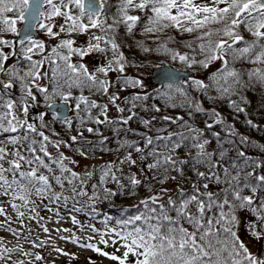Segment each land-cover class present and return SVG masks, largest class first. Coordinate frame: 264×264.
<instances>
[{"label":"snow or ice","instance_id":"obj_1","mask_svg":"<svg viewBox=\"0 0 264 264\" xmlns=\"http://www.w3.org/2000/svg\"><path fill=\"white\" fill-rule=\"evenodd\" d=\"M108 0H89L87 10L84 0H0V31L11 32L19 35L16 28L18 21L26 19L25 12L30 10L29 14L33 21L40 22L39 26L46 31L49 36H58L60 33L67 32H88L90 29H98L105 33L104 36H94L97 41L95 44H89L88 49L73 48L74 41L71 39L62 40L58 48L51 51L55 58L44 55L45 44L40 41L27 39L19 40L21 48L12 51L11 56L17 58L16 64L6 66V61L10 56L0 49V76L6 79H0V196H10L12 201L20 203H11V208L16 211L17 218L21 220L25 216L27 209L35 212V201L31 199L33 195L41 199L50 201H67L69 197H64L62 193L53 191V182L64 187L65 183L70 186L73 193L72 199L77 196H88L86 184L93 173H85L83 177L72 171L65 163L67 159L63 153L53 157L49 152V146L60 148V142L53 141L49 135L38 128L37 124L30 122L28 117L30 102L36 101L35 92L44 95L45 100H49L52 94L59 95L65 103L69 98L75 100V109L77 113L84 111L89 120L94 119L97 124H113L117 121L109 120L107 117L108 105H100L94 100H90L83 95L85 89L88 91H97L107 94L111 83L107 79H100L96 73L107 77L110 71L122 73L124 71L125 56L120 51V45L115 37L110 35L116 29L123 25L127 34H134V30L139 26L145 35H153L159 39L158 34L167 29H175L181 33L198 32L196 40L199 41L195 47L194 42L185 43V47L192 50L193 53L199 51L205 55L204 60H197L195 55L181 53L164 47L166 53L171 55L172 60H179L189 67L199 64L207 68L213 61L220 60L222 67L217 73L213 74L211 84H205L204 81L193 79L191 81L198 89L207 92L210 88H216L222 95H234L240 88L249 87L252 84L264 85V69L255 68L242 74L235 68H229V61L226 58L229 52L233 53V59H248L251 63L264 64V0H118L115 5L116 15L112 18V23H108L106 13L103 12L107 6ZM47 5L42 11L41 6ZM223 5V7H221ZM135 9L144 15L129 14L130 10ZM16 13L12 18L8 14ZM56 17H62L64 23L59 26V32H54L52 21ZM103 17V19L101 18ZM220 24V29H211L209 26ZM244 25L249 33L254 37L247 41L238 29ZM32 25L30 24L29 27ZM228 37L224 40H213V36L220 34ZM169 40L172 37L168 38ZM110 45L113 59L106 65L96 69V72H90L83 64L71 63L73 53L80 56H86L91 51L104 52L100 47V41ZM143 51L149 52L152 49L145 47L142 42H137ZM243 44V47L237 45ZM0 45L15 49L16 42L0 38ZM67 50L64 54L61 50ZM159 51V48L156 49ZM39 55L40 59H33ZM51 68V75L45 68V63ZM62 62V64L60 63ZM24 64L25 67L18 65ZM115 65L116 67H113ZM43 69V70H42ZM243 75L248 76V83L244 82ZM43 79L53 82L52 92H49L47 86H42L40 81ZM62 82V83H61ZM133 84H140L139 81H133ZM68 91H62L63 87ZM142 86V85H141ZM19 89V95L13 94V89ZM80 90V95L72 97L71 89ZM171 89L172 86L169 85ZM35 90V92H34ZM175 91L184 97V104H187L193 111H204L182 87H176ZM166 99H171L167 93ZM118 99L113 95L110 98L111 103ZM147 99L144 97H135L131 102L132 107H137L135 100ZM232 106L238 112L244 111L235 101ZM83 106V108H82ZM175 106V105H174ZM183 106V105H181ZM119 112L123 113L124 108L116 105ZM92 109H100L101 115L93 118ZM159 111V109H156ZM131 111V110H130ZM191 114V113H190ZM45 114H40L39 121L43 122ZM131 112L128 117H121L119 123L127 125L129 120L135 116ZM215 123H223L219 119V114L213 112ZM81 124L85 122L84 117H79ZM166 121L178 123L184 121L183 117L173 119L164 117ZM71 126L70 121H65ZM147 125L150 121H144ZM251 124V121H248ZM182 129L179 132H168L167 135H157L155 137L145 136L144 148L149 149L147 156L152 158V162L146 167L152 171H177L182 174L181 164L187 161H178L175 158L177 149L186 146L187 141L191 144L190 148L197 150V156L194 164H207L208 172H197L199 177L204 179H213L216 183L226 185L221 190V194L212 191L202 192L200 187L193 185V191L186 195L184 190H180L181 199L175 200L171 196L162 202L161 194L150 195L141 200L135 207L138 210L136 215L126 220L118 221L120 231L111 229L110 232L116 233L117 237L123 242L126 249L122 256L112 255V260L118 261V264H128V257L134 256V264H264V257L251 253L248 247L240 240L234 230L237 224L235 212L240 208L251 210L257 217V222L264 228V203L258 207L254 195H242L243 189H249L255 194L257 185L264 187V175H258L254 170L244 172V168L251 167L246 153L238 152V158H243L241 165L237 161L232 162V168L235 169L233 175L228 168H223V178L214 171L221 165L212 159L213 153L206 151V145L210 143L207 139H202L203 133L184 121L180 125ZM47 127V125H43ZM212 128V124L207 125ZM88 132L94 129L88 127ZM167 132V129L161 130ZM82 136L83 133H80ZM219 137V133L213 134ZM77 137H72L75 141ZM107 139V138H105ZM246 139V138H243ZM126 143L129 149L141 153V159H147L143 155L144 149L132 143ZM221 158L224 152L220 153ZM121 164H136L132 159L131 151L128 152ZM255 167H264L260 163H255ZM57 171L59 174H57ZM101 182L111 181L124 189L125 185L121 182V176L117 175L120 169L115 167L114 163H109L101 168ZM47 172L48 174H45ZM244 173L241 175V173ZM155 178V177H154ZM175 177H173L174 179ZM128 190L133 192L137 186L144 183V180L138 178L135 174L127 177ZM163 183V181H161ZM93 189L97 185L92 186ZM209 185L203 184V189L207 190ZM162 189V192H167ZM105 199L114 196L117 193L109 188L103 189ZM95 191L90 199L98 198ZM142 209V210H141ZM0 215H6L5 209L0 207ZM38 215V214H37ZM35 219L36 217H31ZM139 222V224H138ZM129 225H132L129 229ZM7 227V231L15 236L20 233L11 227V218L0 222V229ZM256 223L249 225V230L253 235L259 238L260 232L255 231ZM45 232L48 229L44 227ZM30 231V230H29ZM95 231V229H94ZM35 244V242H33ZM101 243H107V240H101ZM87 247H93L87 245ZM61 251L60 249H55ZM97 252L101 250L95 248ZM19 252L24 256H31L34 253L24 252L22 247H7L6 241L0 237V262L8 264L13 253ZM105 256L110 254L102 253ZM36 260L42 257L35 255ZM13 264H25V261H13Z\"/></svg>","mask_w":264,"mask_h":264},{"label":"trees","instance_id":"obj_2","mask_svg":"<svg viewBox=\"0 0 264 264\" xmlns=\"http://www.w3.org/2000/svg\"><path fill=\"white\" fill-rule=\"evenodd\" d=\"M204 2H208V0H204ZM117 3L118 0H108L107 6L103 9V12L107 15L108 23H112V18L116 15L115 5ZM221 7H223V5H221ZM129 14L144 15L135 9L130 10ZM8 15L14 18L16 13ZM101 18L103 19V17ZM209 27L211 29H220L223 26L220 24H213ZM238 31L244 36L245 40L251 41L254 39L244 25H241ZM1 32L6 33V31ZM94 35L96 36L97 34L95 33ZM104 35V32L98 31V36ZM110 35L115 37L116 42L120 45V51L124 53V68L153 63L157 66L172 65L180 69L193 71L194 73L195 71L205 69L199 64L189 67L179 60L174 61L171 59V55L165 52L164 47H161V45H166L168 49L195 55L197 60H204V54L199 51L193 53L191 49L185 47V43L187 42H194L193 47L199 43V41L196 40V36L199 35L198 32L181 33L175 29H167L163 33L158 34L159 39H157L156 36L145 35L139 26L134 30V34L129 35L126 33L124 26L120 25L116 31L110 33ZM169 37H172V39L169 40ZM31 39L34 40V37ZM212 39L226 40L229 38L223 36L221 33L218 36H213ZM62 40H66V38ZM24 41L27 44V39ZM138 41L142 42L145 47L152 49V51H143V48L138 46ZM95 43H97V41H95ZM99 43L100 47L105 49L104 52L109 61L112 60L113 56L110 45H107L103 40ZM58 46L59 45H56L53 48H58ZM243 46V44L237 45V47ZM20 48L21 45L18 42L15 49H11V52H18ZM53 48L49 49L47 52L45 51L46 53H44V55L55 58L51 51ZM73 48L80 47L73 44ZM157 48H159V51H156ZM61 51L67 54L66 49ZM73 55L78 54L73 53L71 57ZM40 58L39 55L33 57V59ZM226 58L229 61V68H235L242 74L255 68L264 69V64L251 63L248 59L234 60L233 53L231 52L227 54ZM16 62L17 58L10 56L9 60L5 63L6 66L10 67L16 64ZM60 63L62 64V62ZM18 66L25 67L24 64ZM113 67L116 66L113 65ZM221 67L222 64L217 69L210 72L206 80H202L200 77H196L195 74H192L181 81L165 82L162 84L157 83L146 92H140L133 88L138 84H133L132 82L140 81L139 77L126 71L119 73L116 77L117 80H120L119 85L130 88L129 91L124 93L121 97H118L115 103H111L110 98L113 95L116 96V94L112 96L108 93L104 94L105 101L98 103L100 105H108L107 110H109L110 107L113 109L114 112L112 115L107 114L109 120L117 121V123L113 124H97L94 122V119L89 120L84 111L77 113L75 109V100L72 98H69L67 102L70 107L68 116L59 117L57 113L52 112L49 107L51 103L64 102L61 96L52 94L49 100H45L43 94L35 92L34 90L36 101L34 103L30 102L31 106L27 118L30 122L36 123L38 128L43 130L46 135H49L53 141L60 142V148L58 150L55 147L49 146V152L53 157L57 156L59 153H63L67 158L64 163L71 168L72 171L80 174L81 177H83L85 173H93L86 184L88 196H77L75 199H72L73 193L70 191V186L67 183L61 188L53 182V191L55 193H62L64 197H69V199L67 201L64 199L60 201H50L49 199H41L33 195L31 199L35 201V205H33L35 207V212L37 209L38 211H40V209H45L48 212L59 213L61 215L71 213L76 217V228L74 230L77 232L74 233V236L78 239L82 238L81 232L89 235L109 232L115 236L114 238L117 239L119 243L121 242L120 245L123 246V242L117 237L116 233L110 232V230L116 229V232H119L120 225L117 222L136 215L138 210L135 205H138L140 201L146 197L162 193V189L171 185H175V189L169 191L170 193L168 192L166 196H162V202L166 201L169 196L175 200L181 199V189L184 190L186 195H190L193 191V185L200 187L202 192L212 191L221 194V190L225 188L226 185L222 183L218 184L211 178L204 179L197 175L198 171L207 173L208 166L207 164H194L197 150L187 146L191 144V141L185 142L186 146L177 149L175 152V158L178 161H187V163L180 165L183 169L182 174L177 171H169L167 173L162 170L150 171L146 167L148 163L152 162V158L147 156L149 149L144 148L145 136L155 137L157 135H167L168 132H179L184 130L180 126L184 121H187L188 125L191 127L202 131V139L210 141V143L206 145V151L213 153L212 159L221 165V167L214 170L221 178H223V168L225 167L228 168L233 175L235 174V169L232 168V162L234 160L241 165L243 164V158H238L237 155L240 151L246 153L249 162L252 164L251 167L244 168V172H251L254 170L258 175H264V167H255V163L264 165V85L256 83L246 88H240L234 95H222L214 87L204 92L191 83L193 79H197L204 81L205 84H211L213 74L217 73L218 69ZM45 68L48 70L50 76L51 68L48 66L47 62L45 63ZM99 78L103 79L102 77ZM0 79H6V77L0 76ZM243 80L248 83V76L243 75ZM169 85L172 86L171 89ZM42 86H47L51 93L54 84L50 80L45 79V84L43 83ZM176 87L184 88L189 97L198 103L204 111H193L187 104H184V97L175 91ZM62 91L67 92V87H63ZM71 92L72 97L81 94L80 90L76 88H72ZM165 93L172 98L166 99ZM13 94L19 95V89H13ZM95 94L99 95L102 93L95 90L88 91L87 89L83 92V95L87 96L90 100H94L93 95ZM137 96H147V99L135 100L137 107L133 108L131 102ZM232 101H235L244 111H236L232 106ZM116 105L124 108L125 111L123 113L119 112ZM34 108L37 109V112L34 111ZM157 108L159 111L156 110ZM131 112H135L136 115L129 120L127 125L118 122L121 117L126 118ZM213 112L219 114V119L223 120V123L214 122L215 117L212 116ZM40 114H45L43 122L38 119ZM91 114L93 118L99 116L100 119H104L100 113V109H92ZM79 117H84L85 122L83 124H81ZM164 117H172L173 119L183 117L184 121L172 123L171 121H166ZM66 120L71 122L70 127L68 123L65 122ZM144 121H150V123L146 125ZM248 121L252 123L249 124ZM208 124H212L213 127L208 128ZM43 125H47V127H43ZM88 127L93 128L94 131L91 133L86 131ZM164 129H167V132L161 131ZM80 133H83V135L81 136ZM214 133H219V137L214 136ZM74 136L77 137L75 141L72 140ZM125 142L132 143L144 149L143 155H145L147 159H141V153L135 152L134 149H129ZM129 151H131L132 159L136 160V164H121L120 161L125 159ZM221 151L224 152L222 158L220 156ZM84 159H90V162L86 163ZM109 163H114L115 167L121 170L117 172V175L121 176V182L125 185L123 190L120 189L119 185L115 182H101L100 170ZM45 174L48 173L45 172ZM57 174H59L58 171ZM132 174L144 180L142 185L135 188L134 193L128 190L127 177ZM243 174L242 172L241 175ZM173 177L175 178L173 179ZM161 181H163V183H161ZM205 183L209 185L207 190L203 189V184ZM93 185H97V188L93 189ZM104 188L112 189L117 194L105 199L103 194ZM94 191L99 194L98 198L90 199ZM241 194L245 196L254 195L257 207L261 203H264V187H260L259 185H257L255 194L251 193L249 189H243ZM5 197H7L11 203H20L19 201H12L10 196ZM22 210L31 212L27 209ZM13 212L17 214L15 210H13ZM235 215L237 224L234 230L239 238L243 230L253 235L252 231L249 230V225L251 223L257 224L255 231L260 232V255L264 257V228L257 222L256 215L247 208L237 209ZM132 227L134 226L129 225V229ZM95 239H97V237ZM99 241L101 242L100 239L97 241L91 240L90 244L93 248L100 249ZM135 259L134 256L130 255L128 264H134Z\"/></svg>","mask_w":264,"mask_h":264},{"label":"rangeland","instance_id":"obj_3","mask_svg":"<svg viewBox=\"0 0 264 264\" xmlns=\"http://www.w3.org/2000/svg\"><path fill=\"white\" fill-rule=\"evenodd\" d=\"M46 8L47 5H45V9ZM40 22L47 23V21L43 20ZM21 23L22 21L17 22V30ZM39 23L36 26L37 35H34V40L43 42L45 44L46 52L56 45H59L63 38L73 40V44L78 45V47H80L79 49H88L90 43L95 44L93 37L95 36V33L98 35L99 31L98 29H90L88 32H74L71 34L64 32L60 33L58 36H49L46 31L39 26ZM52 23L54 24L53 31L59 32V26L64 23V20L62 17H56ZM16 36L17 34L15 33H5L0 31V38L10 42H16ZM0 48L5 54L11 56V49L9 47L0 45ZM108 62L109 59L105 52L100 51H91L86 56L73 55L71 57V63L77 65L83 64L89 69L90 72H96V69L106 65ZM220 65V60L213 61L207 68L195 71L194 74L196 77L206 80L207 75L217 69ZM156 67L158 66L150 63L135 67H126L124 68V71L130 72L139 77L140 84L133 88L140 92H146L157 84V82H155L152 78L153 71ZM96 74L98 77H102L103 79L106 78L111 83L112 86L108 89V94L110 96L116 94L117 97H121L130 89L128 87H122V85H119L120 80H117L116 78L119 75V72L110 71L107 77H104L101 73ZM43 83L45 84V79L40 81L41 85H43ZM93 99L99 103L101 101H105V96L104 94H95L93 95ZM113 112L114 111L111 107L109 110H107L108 115H112ZM84 160L86 163L90 162V159ZM165 189L168 191L159 193L161 194V197L166 196L169 191L174 190L175 185L167 186ZM0 207H3L6 212V215H0V222H3L8 217H10L11 227L20 233L19 236H15L11 232L7 231V227L0 229V237L5 239L7 247L19 246L23 248L24 252L29 253L30 248L35 249V251H33L34 255L31 256H24L18 252L13 253L8 264H13V261L19 260L25 261V264H118V261L112 260L110 256H122L126 250L120 245L121 242L119 243L118 240L114 238L115 236L109 232L91 235L83 234L84 232H81L82 238L78 239L76 236H74V233L77 231L73 230V228H76V217L71 213L61 215L59 213L48 212L45 209H40V211L37 209L34 213L25 212V216L21 218V223V220L17 218V214L13 212V209L11 208V201L7 197H5L4 201L0 200ZM33 216L36 218L32 219L31 217ZM44 227L48 229V232L43 230ZM96 237L97 239H95ZM99 239L107 240V243H101L99 241L101 250L100 252H97L93 247H87V245H91V240L97 241ZM240 239L247 245L251 253L257 256L260 255V237L257 238V236L243 230L241 231ZM36 241H41V244L37 246L33 243ZM55 249H60L61 251H56ZM103 252H107L110 255L105 256L102 254ZM35 255L41 256L42 259L39 261L36 260ZM0 264H3V262H0Z\"/></svg>","mask_w":264,"mask_h":264},{"label":"water","instance_id":"obj_4","mask_svg":"<svg viewBox=\"0 0 264 264\" xmlns=\"http://www.w3.org/2000/svg\"><path fill=\"white\" fill-rule=\"evenodd\" d=\"M84 2H85L86 10H87L89 0H84ZM96 4L99 5V0H96ZM41 8L43 11L44 5H42ZM29 12L30 10H26L25 12L26 19L22 21V24L18 30L19 35H17L15 39L16 42L19 40L25 39V38L32 37L37 32L36 26L39 23V21H33ZM30 24L32 25L31 27H29ZM191 75H192V71H188L185 69H179L171 65H163V66H158L154 69L152 78L155 82L162 84L165 82L181 81ZM49 108L51 111H57V109H59L57 111V115L59 117H66L69 114V105L65 102L51 103ZM34 110L35 112H37L36 108H34ZM0 200H4V199L1 197Z\"/></svg>","mask_w":264,"mask_h":264}]
</instances>
